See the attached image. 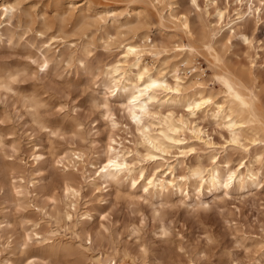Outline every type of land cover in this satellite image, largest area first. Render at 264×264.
Returning <instances> with one entry per match:
<instances>
[{"label":"clouds","instance_id":"clouds-1","mask_svg":"<svg viewBox=\"0 0 264 264\" xmlns=\"http://www.w3.org/2000/svg\"><path fill=\"white\" fill-rule=\"evenodd\" d=\"M0 264H264V0H0Z\"/></svg>","mask_w":264,"mask_h":264}]
</instances>
